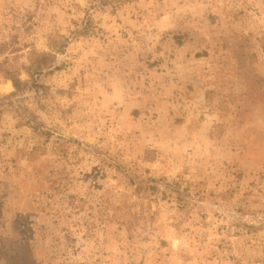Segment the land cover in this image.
<instances>
[{
	"label": "rangeland",
	"instance_id": "obj_1",
	"mask_svg": "<svg viewBox=\"0 0 264 264\" xmlns=\"http://www.w3.org/2000/svg\"><path fill=\"white\" fill-rule=\"evenodd\" d=\"M0 264H264V0H0Z\"/></svg>",
	"mask_w": 264,
	"mask_h": 264
},
{
	"label": "trees",
	"instance_id": "obj_2",
	"mask_svg": "<svg viewBox=\"0 0 264 264\" xmlns=\"http://www.w3.org/2000/svg\"><path fill=\"white\" fill-rule=\"evenodd\" d=\"M14 87L17 90H20V82L19 81H13Z\"/></svg>",
	"mask_w": 264,
	"mask_h": 264
}]
</instances>
